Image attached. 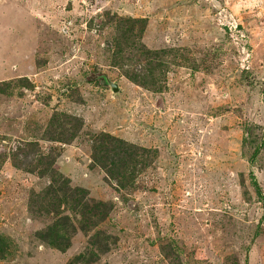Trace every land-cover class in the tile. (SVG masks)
Segmentation results:
<instances>
[{
  "label": "rangeland",
  "instance_id": "rangeland-1",
  "mask_svg": "<svg viewBox=\"0 0 264 264\" xmlns=\"http://www.w3.org/2000/svg\"><path fill=\"white\" fill-rule=\"evenodd\" d=\"M0 8V264H264V0ZM48 169L107 205L64 250Z\"/></svg>",
  "mask_w": 264,
  "mask_h": 264
},
{
  "label": "trees",
  "instance_id": "trees-1",
  "mask_svg": "<svg viewBox=\"0 0 264 264\" xmlns=\"http://www.w3.org/2000/svg\"><path fill=\"white\" fill-rule=\"evenodd\" d=\"M2 83L7 86L8 81H2ZM104 135L105 134H100V143L96 141L98 143L95 142V144H93L94 151L92 156L96 163H101L103 168H107L103 160V154L107 144L117 145L122 152L131 145H128L125 141L120 139ZM104 141L107 142L104 143ZM256 150L257 149H255V151ZM126 153H129V151H126ZM130 157L132 159L133 156ZM114 159L113 161L111 160L112 163L115 162ZM46 173L50 174L52 179L42 190L40 197L52 213L54 221L52 225L45 228V231H43V234L40 236L43 240L59 250H64L69 246L71 234L75 233L77 230H82L83 233L86 234L90 227L95 228L97 223L105 219L107 215V205L102 202H95L88 199L85 190L79 188L73 189L64 185L63 183H68L67 180L61 178L54 170L48 169ZM61 179L64 181L63 183ZM66 210H69V213H65ZM108 238L109 237L99 232L90 238V249L87 252L89 254V262L95 261L97 254L100 255L107 251ZM86 255L87 254L84 253L83 255L80 254L77 259H85Z\"/></svg>",
  "mask_w": 264,
  "mask_h": 264
},
{
  "label": "crops",
  "instance_id": "crops-1",
  "mask_svg": "<svg viewBox=\"0 0 264 264\" xmlns=\"http://www.w3.org/2000/svg\"><path fill=\"white\" fill-rule=\"evenodd\" d=\"M5 14H8L7 10L3 9V8H0V18H3L5 16ZM10 15H12V14H10Z\"/></svg>",
  "mask_w": 264,
  "mask_h": 264
}]
</instances>
